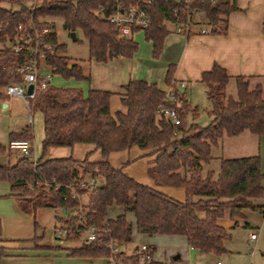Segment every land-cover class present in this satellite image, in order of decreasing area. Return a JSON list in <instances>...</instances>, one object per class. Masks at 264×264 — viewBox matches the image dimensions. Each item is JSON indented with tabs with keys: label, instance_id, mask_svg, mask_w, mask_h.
<instances>
[{
	"label": "trees",
	"instance_id": "16d2710c",
	"mask_svg": "<svg viewBox=\"0 0 264 264\" xmlns=\"http://www.w3.org/2000/svg\"><path fill=\"white\" fill-rule=\"evenodd\" d=\"M38 5H28L23 0H0V99H5L9 84L22 83L23 74L17 70L40 55L32 47L16 52L12 45L23 32L42 39L39 50L54 75L66 79L91 81L83 65L66 55L65 44L58 40L53 30L54 19H60L68 32H82L89 43L91 59L107 63L118 56L133 57L138 51L134 38L121 37L107 21L113 12L114 0H38ZM2 2L19 5L16 10L2 6ZM151 17L149 28L143 31L145 39L152 42V55L158 59L164 40L171 33L167 23L186 25L189 14L204 13L210 25V34L224 35L228 29V16L238 10L229 0L213 3L210 0H150L143 3ZM22 27L21 30L19 28ZM50 46V48H48ZM73 61V62H72ZM174 66L166 75V82L173 81ZM201 82L206 87L210 102L207 113L210 124L197 122L188 125V117L196 119L198 109L182 93L177 107L181 125L174 127L157 112L161 106H174L166 99V90L157 83L130 80L122 86L121 99L127 112L112 114L110 91L56 87L52 84L36 92L32 100L34 110L44 116L43 156L37 162L21 156L16 163L0 165V180L11 184L12 196L22 210L35 214L39 208L70 211L82 206L83 223L67 239H81L85 229L97 228V237H85L71 254L81 257H108L109 242L119 245L134 240V226L128 214L136 218L135 229L139 234L184 236L190 246L206 254L222 255L228 251L226 241L231 233L219 221L226 213L232 219L243 217L244 209L260 210L257 203L264 200V174L260 169L258 154L242 157L219 158V169L208 167L214 160L212 147L224 137H235L243 132L264 135V87L253 76H231L219 64L205 71ZM234 82L235 93L229 92ZM175 131L179 134L175 135ZM13 134V133H12ZM76 143L95 144L102 152V160H78L73 157L45 158L51 147H73ZM133 146L151 150L156 154L149 176L157 186L181 187L186 199L178 200L155 187L139 182L124 168L113 166L109 155ZM11 148L9 149V151ZM7 151L0 143V154ZM89 179L96 180L94 188L82 187ZM88 196L82 203L76 195ZM81 203V205H80ZM115 206L124 212L109 216ZM78 215L58 220L65 225L77 221ZM247 225L245 224L244 227ZM37 238V237H36ZM156 247H141L132 253L120 251L117 261L121 264H165L154 260ZM145 254L149 259L140 260ZM5 252L0 247V257Z\"/></svg>",
	"mask_w": 264,
	"mask_h": 264
},
{
	"label": "crops",
	"instance_id": "0c3cea01",
	"mask_svg": "<svg viewBox=\"0 0 264 264\" xmlns=\"http://www.w3.org/2000/svg\"><path fill=\"white\" fill-rule=\"evenodd\" d=\"M220 1L224 0H215V3ZM229 1L235 2L239 9L229 14L226 34L202 33V29L210 30V25L198 24L201 18L194 23L189 33L179 32L175 24V28H170L168 22L167 26L171 33L165 38L163 50L158 59L152 55V42L147 41L150 47L146 46L144 53L136 52L131 58L118 56L107 63L96 61V72L94 69V72L90 73L93 81L92 89L113 93L110 99V109L112 114H115L117 111L127 112V107L123 104L120 94L123 85L130 80H146L149 83H157L161 89L167 90L169 84L166 82V75L171 65L174 66L173 81L176 85L181 81H186L187 86L183 94L198 111L199 105L192 94L195 88L206 93V87L201 82V78L203 73L211 70L215 64L224 67L231 76L256 77L261 80L264 87V0ZM200 13L198 12L197 16ZM138 33H143V31L136 32L135 35ZM144 41L146 42L145 36ZM44 70L53 72L48 65ZM190 88L192 94L189 97ZM35 114L41 116V121L44 123L43 113L38 110H34L33 120L30 122V114L22 98L11 97L6 94L5 99H0V143L7 148L5 153L0 154V165L14 164L21 156H24L20 150L11 149L9 151V144L12 140L28 141L31 157L35 156L34 161L37 162L42 158L43 152L38 157L32 144ZM245 133L235 137L243 135L250 138L248 137L250 135H245ZM224 140L225 137L212 147L214 157L212 163L216 159L225 157ZM255 140L253 139L254 146L246 148L247 152L242 156L258 154L260 156V169L264 174V135L257 136ZM70 156L78 160L85 158L90 161L102 160L101 150L92 143H76L73 147H51L46 152L44 159ZM155 157L156 154H152L151 150L133 146L126 150L112 152L109 155V161L115 167H121L128 162L124 170L130 176L167 195L184 201L186 199L184 188L157 186L149 176L148 169L153 165ZM212 163L208 167H211ZM262 183L264 186V178ZM115 207L109 210L110 217ZM248 210L250 209H244L243 212ZM64 212L69 211L64 210ZM129 220L134 226L133 241L145 239L147 240L146 243L148 241L155 242V238L160 235L139 234L135 229V216ZM219 223L228 230V228L232 229L238 225L239 221L234 223L221 219ZM245 224L248 227V223L245 222ZM39 227L37 211L35 214L24 212L16 198L12 196L11 184L8 181L0 180V247L5 252V255L0 257V264H108L107 257L72 255L71 249L81 245L78 239L45 241L44 234L39 233ZM175 237H168V242H172ZM184 239L187 240L186 237ZM72 243L77 245H72ZM146 243L143 245L148 246ZM129 245V243L121 245L120 250L132 253L140 247L137 244L131 249V252L124 250ZM189 248L195 254L202 253L190 245ZM178 255L180 257L173 258L174 261L181 258V254ZM154 260L164 262L157 257V254L154 255Z\"/></svg>",
	"mask_w": 264,
	"mask_h": 264
},
{
	"label": "rangeland",
	"instance_id": "374dc122",
	"mask_svg": "<svg viewBox=\"0 0 264 264\" xmlns=\"http://www.w3.org/2000/svg\"><path fill=\"white\" fill-rule=\"evenodd\" d=\"M2 6L16 10L19 8L17 4H11L8 2H2ZM193 13L190 17V26L194 25L195 22L199 21L198 24L201 25H209L204 13ZM52 22L55 23V28L53 30L57 33L58 40L60 43L65 44L66 47V55L70 57L73 61H78L83 65L86 72L92 73V71L96 72V60L91 59L89 52V43L88 40L84 37L82 32H78L76 34L77 39L73 40L70 32H68L64 27L63 23L60 19H54ZM170 28H175L176 26L172 23H168ZM197 26V25H196ZM134 40L138 43V51L139 53H144L145 48L150 47L149 42L144 41V34L138 33L135 35ZM72 61V62H73ZM98 62V61H97ZM46 70V69H45ZM92 77V76H91ZM92 78L91 81L88 80H79L76 78L66 79L59 75H53L52 85L56 87H75L81 88L85 94L92 89ZM229 92L235 93V85L234 82L230 84ZM192 94L191 88L188 91V95ZM193 97L197 100V104L199 105V115L196 119H194L191 115L188 117V125L193 122H197L201 126H207L211 122V117L207 113V109L210 107V102L206 96V93L201 91L200 89H196L193 92ZM33 139L32 144L34 151L37 153V156H41L42 142H43V134H44V123L41 121V116L35 114V123L33 128ZM247 136L240 137H225L224 144V156L225 157H239L245 154L247 151L246 148H251L254 146V141H256V135L250 134L248 132L245 133ZM250 143V144H249ZM33 160L35 156L31 157ZM38 159V158H37ZM211 168L219 169V160L216 159L212 164ZM92 180L89 179V182ZM88 196H80V200L82 203H86ZM258 204L264 206V200H258ZM81 205V203H80ZM82 208H80L81 210ZM79 210V212H80ZM82 211V210H81ZM72 212V213H69ZM69 212H64L63 209H51V208H39L37 210V219L40 223L39 233L44 234L45 241H64L65 239L59 240L55 236V226H64L58 217L66 218L72 215H79L76 212V209L70 210ZM124 212L122 207H115L113 209L112 216H116L118 213ZM243 217L232 219L229 213H226L223 218L224 221H233L234 223L238 220L239 224L234 228L229 229L231 233V238L226 241V247L228 251L222 255L216 254H206L199 253L195 254L189 248V243L182 236H176L172 242H168V237L166 235H159L155 238V242L146 243L145 239H135L129 243L128 247H125L124 250L131 252V249L134 248L137 244L141 247L143 243L148 244V246L156 247L155 255L164 261L165 264H217L220 262L221 264H264V208L260 210H248L243 212ZM133 214H128L129 219H133ZM76 222V221H75ZM245 222L248 223V227H244ZM71 222L69 225H72ZM255 233L257 235L256 241H250L249 234ZM149 237V236H148ZM85 239V234L82 235L81 239H78L79 244L82 243ZM72 245H77L76 243H72ZM181 254V258L177 261H174L173 258Z\"/></svg>",
	"mask_w": 264,
	"mask_h": 264
},
{
	"label": "built area",
	"instance_id": "2783aa9c",
	"mask_svg": "<svg viewBox=\"0 0 264 264\" xmlns=\"http://www.w3.org/2000/svg\"><path fill=\"white\" fill-rule=\"evenodd\" d=\"M28 5H38V0H23ZM177 3H181L184 1L189 0H174ZM211 2L215 3V0H210ZM115 4L113 7V12L107 16V21L110 23L119 33L121 37H127L132 38L134 37L136 32L144 31L150 26L151 17L148 11L143 6V3H149L150 0H114ZM193 14V13H192ZM192 14H189V18L192 16ZM179 32H185L189 33L191 31L190 26V19L188 24L186 25H177ZM22 27L19 28L21 30ZM53 30L52 26L45 28L43 30V33H47L49 31ZM54 31V30H53ZM202 33H208L207 29H202ZM36 43L34 46V53L36 55H40V62L37 60L32 61L28 65H25L23 67L18 68L20 73L23 74L24 81L22 83H13L9 84L5 88V94L11 97H20L24 100L26 107L30 114V122L33 120V113H34V106L32 103V100L35 97V94L40 89H45L48 85L51 84L52 78H53V72L51 71H45L44 68L47 67V64L44 61V54L39 50V45L42 43V39L39 37V35H36V38H34L30 34H25L21 32L17 36V42L12 45V48L19 52L23 50L25 47H32L33 43ZM50 48V46H48ZM32 83L33 84V92L31 94L27 93V87L28 85ZM187 86L186 81H181L178 83V85L175 84V81H172V83L168 86L166 90V99L173 104L174 106H167L163 105L160 107V109L157 112V116L159 118L164 117L170 123L177 127L181 125V118L178 112L177 107L182 102V93L185 91ZM179 132L175 131V135H178ZM9 148L11 149H17L20 150L24 156L31 157L30 153V144L28 141L25 140H12L9 144ZM96 186V180L92 179L91 182H88L87 184H82V187H90L91 189ZM78 198H80V195H76ZM82 206H80L78 209L80 210ZM78 210V211H79ZM82 210V209H81ZM80 210V211H81ZM77 212V211H76ZM79 213L77 221L72 225H64L59 226L55 228V236L57 239L62 240L67 238L68 236L72 235L74 232L78 231L79 226L83 223V216L80 212ZM97 228L94 226L88 227L85 229V237L88 241H93L97 237ZM250 241H256L257 235L255 233L249 234ZM109 249L110 254L107 257L108 264H121L117 261V254L121 251L120 245L117 241L111 240L109 242ZM142 250H147V245H142ZM150 257L141 254L140 260L145 261L146 259H149ZM220 264V262H219Z\"/></svg>",
	"mask_w": 264,
	"mask_h": 264
},
{
	"label": "water",
	"instance_id": "95a60500",
	"mask_svg": "<svg viewBox=\"0 0 264 264\" xmlns=\"http://www.w3.org/2000/svg\"><path fill=\"white\" fill-rule=\"evenodd\" d=\"M63 27L65 28V25ZM70 35H71V37H72L73 40H76L77 39L76 32H71ZM33 87L34 86H33L32 83H30L28 85V87H27V93L28 94H31L33 92ZM179 257H180V255H176L174 258H179Z\"/></svg>",
	"mask_w": 264,
	"mask_h": 264
}]
</instances>
